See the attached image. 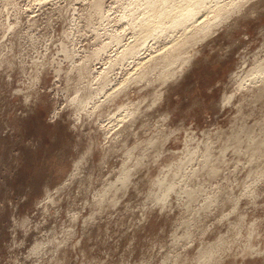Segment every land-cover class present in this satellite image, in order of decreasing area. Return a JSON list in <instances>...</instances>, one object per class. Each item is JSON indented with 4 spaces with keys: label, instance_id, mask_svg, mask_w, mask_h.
I'll use <instances>...</instances> for the list:
<instances>
[{
    "label": "rangeland",
    "instance_id": "rangeland-1",
    "mask_svg": "<svg viewBox=\"0 0 264 264\" xmlns=\"http://www.w3.org/2000/svg\"><path fill=\"white\" fill-rule=\"evenodd\" d=\"M144 1L0 0V264H264V0Z\"/></svg>",
    "mask_w": 264,
    "mask_h": 264
},
{
    "label": "bare ground",
    "instance_id": "bare-ground-1",
    "mask_svg": "<svg viewBox=\"0 0 264 264\" xmlns=\"http://www.w3.org/2000/svg\"><path fill=\"white\" fill-rule=\"evenodd\" d=\"M149 6L148 7V12L149 14L147 15L148 17L144 18V23L142 21V25H143V31H152L155 28H160V24L162 21L169 19V26H177L180 24L186 23L187 20L190 21V19H195V16L201 12L202 7L205 8L206 7V3L208 2L210 4H212V10L218 12V16L221 14V10L223 8V6L228 3L229 1L226 0H145ZM144 1V2H145ZM145 2V3H146ZM146 3V4H147ZM210 4V5H211ZM146 6V8H147ZM208 6V4H207ZM207 8V7H206ZM208 9V8H207ZM204 10V9H202ZM210 9L211 12H214ZM203 12V11H202ZM201 12V13H202ZM201 14H199L200 16ZM203 15V14H202ZM201 15V16H202ZM206 15V14H205ZM226 15V14H225ZM204 16V15H203ZM207 17V15H206ZM198 18V15H197ZM199 18H203V17H199ZM208 18V17H207ZM222 18V17H221ZM155 19V20H154ZM206 19V18H203ZM209 19V18H208ZM196 20V19H195ZM193 21V20H192ZM200 20H197V22ZM203 20H201L200 22L202 23ZM206 20H204L205 22ZM154 22V26L152 27V24ZM196 22V24H197ZM189 23V22H188ZM195 23V22H194ZM193 23V25H194ZM200 23V24H201ZM182 25V26H183ZM189 25V24H188ZM187 25V26H188ZM204 24H202L203 27ZM168 26V27H169ZM205 26V25H204ZM176 27V28H177ZM184 27V26H183ZM189 28L190 25L188 26ZM195 27V26H192ZM197 27V25H196ZM201 27V29H202ZM170 28V27H169ZM175 28V27H174ZM179 28H182L181 26ZM187 28V27H185ZM204 28V27H203ZM213 28V27H212ZM211 28V29H212ZM161 29V28H160ZM192 29V28H191ZM188 30V29H187ZM195 30V29H194ZM157 31V30H156ZM186 32V29L184 30ZM206 31V30H205ZM200 32V31H199Z\"/></svg>",
    "mask_w": 264,
    "mask_h": 264
}]
</instances>
